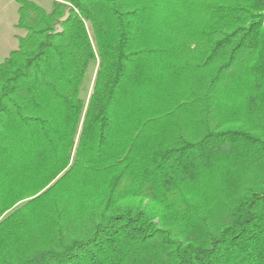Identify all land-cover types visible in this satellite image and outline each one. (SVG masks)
<instances>
[{"label":"trees","instance_id":"1","mask_svg":"<svg viewBox=\"0 0 264 264\" xmlns=\"http://www.w3.org/2000/svg\"><path fill=\"white\" fill-rule=\"evenodd\" d=\"M17 1L0 264H264V0Z\"/></svg>","mask_w":264,"mask_h":264},{"label":"rangeland","instance_id":"2","mask_svg":"<svg viewBox=\"0 0 264 264\" xmlns=\"http://www.w3.org/2000/svg\"><path fill=\"white\" fill-rule=\"evenodd\" d=\"M46 12L52 8V0H31ZM17 0H0V63L8 53L17 47V35H23L21 29L15 27L17 22ZM96 65L92 66L87 73L89 89L95 76ZM88 89V92H89Z\"/></svg>","mask_w":264,"mask_h":264},{"label":"water","instance_id":"3","mask_svg":"<svg viewBox=\"0 0 264 264\" xmlns=\"http://www.w3.org/2000/svg\"><path fill=\"white\" fill-rule=\"evenodd\" d=\"M68 11H69V9L66 8L64 10L63 16L55 20V22H54V33H58V32H61L62 31V29L60 27V23L63 22V21H65L67 19V17H68Z\"/></svg>","mask_w":264,"mask_h":264}]
</instances>
